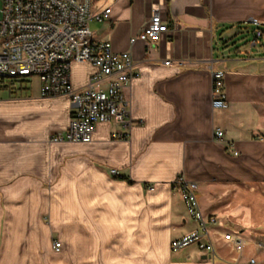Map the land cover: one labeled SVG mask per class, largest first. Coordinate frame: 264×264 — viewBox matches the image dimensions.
Segmentation results:
<instances>
[{
    "label": "crops",
    "instance_id": "0c3cea01",
    "mask_svg": "<svg viewBox=\"0 0 264 264\" xmlns=\"http://www.w3.org/2000/svg\"><path fill=\"white\" fill-rule=\"evenodd\" d=\"M104 8V21L89 22L94 39L128 52L138 74L124 90L127 137L100 123L87 144L51 142L68 126L69 99L41 98L36 77L0 85V264H250L264 254V0H92ZM155 10L168 33L131 43ZM218 70L226 109L211 108ZM94 71L72 63V88ZM179 177L197 184L203 216L218 218L212 259L170 249L198 229Z\"/></svg>",
    "mask_w": 264,
    "mask_h": 264
},
{
    "label": "built area",
    "instance_id": "2783aa9c",
    "mask_svg": "<svg viewBox=\"0 0 264 264\" xmlns=\"http://www.w3.org/2000/svg\"><path fill=\"white\" fill-rule=\"evenodd\" d=\"M0 2V85L36 77L41 98L66 97L70 101L68 126L53 134L50 141L87 144L92 140L95 126L100 123H114L118 129L112 132L111 138L125 139L131 116L124 90L138 74L133 70L128 52H114L108 41L94 39L89 28L90 21H104L110 8L93 12L92 0ZM250 23L255 26V39L260 38V22L252 19ZM168 31L165 19L155 10L130 42L154 40ZM72 63H88L95 68L86 86L72 88L69 77ZM169 64V61L164 62V65ZM223 82V71H211L212 109H226L228 106ZM222 136V131L215 130V139L220 140ZM110 173L117 175L114 170ZM175 183L185 210L196 221L198 229L173 240L170 249L177 252L195 246L212 259L214 249L209 240V226L217 224L218 218L205 217L201 213L195 182L179 177ZM223 240L231 242L237 251L242 248L241 240L230 232L224 234ZM59 249L60 243L54 242L53 250L57 252ZM249 263L253 264L254 260L250 259Z\"/></svg>",
    "mask_w": 264,
    "mask_h": 264
},
{
    "label": "rangeland",
    "instance_id": "374dc122",
    "mask_svg": "<svg viewBox=\"0 0 264 264\" xmlns=\"http://www.w3.org/2000/svg\"><path fill=\"white\" fill-rule=\"evenodd\" d=\"M0 6H1V2H0ZM250 26V25H249ZM18 84L21 86L23 83H21V82H18ZM24 85V84H23ZM31 86H32V88H35V86H36V81L35 80H33L32 81V84H31ZM6 95V94H5ZM185 249V248H184ZM247 250V249H246ZM247 251H250V250H247ZM249 255V254H248ZM252 255H257V253L256 252H254V251H252ZM248 257V256H247ZM262 258V259H261ZM254 262H256V263H261V264H264V254L261 256V257H255L254 259ZM219 262L218 261H216V264H218Z\"/></svg>",
    "mask_w": 264,
    "mask_h": 264
}]
</instances>
